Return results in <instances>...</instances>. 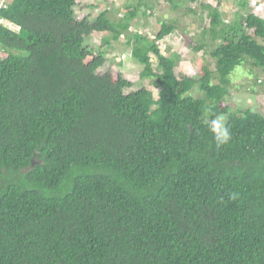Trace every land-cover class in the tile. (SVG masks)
<instances>
[{
    "label": "trees",
    "instance_id": "16d2710c",
    "mask_svg": "<svg viewBox=\"0 0 264 264\" xmlns=\"http://www.w3.org/2000/svg\"><path fill=\"white\" fill-rule=\"evenodd\" d=\"M83 1L7 0L0 13L18 27L0 24V264H264V114L227 101L238 66L264 73V18L247 0L231 21L201 4L214 70L203 53L198 77H178L179 53L159 45L176 20L150 39L132 31L149 0L118 21L77 16ZM94 33L107 47L124 36L157 96L101 74ZM218 115L231 132L219 148L206 123Z\"/></svg>",
    "mask_w": 264,
    "mask_h": 264
},
{
    "label": "rangeland",
    "instance_id": "374dc122",
    "mask_svg": "<svg viewBox=\"0 0 264 264\" xmlns=\"http://www.w3.org/2000/svg\"><path fill=\"white\" fill-rule=\"evenodd\" d=\"M177 8L165 0H149L151 4V14L140 12L139 16L133 22L132 31L139 32L144 36L154 37L161 21L176 20L179 25L177 32L164 38L159 42L162 52L171 56L177 52L180 55V61L176 67L178 77L188 75L190 77H198L199 70L195 61L197 55L205 53L207 64L210 69L214 70V59L209 54L210 50L216 46V42L212 41L210 35H203L204 27L208 24L207 12L203 10L201 4H215L221 2L226 10V19L233 20L236 14V0H197L196 4H191L188 0H176ZM137 0H84L75 8L77 16L90 15L92 19L104 10L109 9L111 19L116 21L124 16L126 7H133ZM192 5L194 7H192ZM144 8H142L143 10ZM189 9H195L196 13L189 12ZM12 28H17L12 26ZM18 29H14L17 31ZM249 33H253L249 30ZM104 33H94L87 40V45L93 49L100 47L107 52V61L100 69V73L104 74L112 72L115 76L119 73L133 83V87L126 92L138 90L146 87L151 90L154 96H157L159 88L155 86L153 79H143L140 74L143 69L131 57V48L126 45V38L122 36L119 41L114 42L112 47L104 44ZM205 44L203 50L195 52L194 47ZM155 64V62H154ZM155 66V65H154ZM231 85L229 86L228 103L234 110L252 109L264 114V73L253 67L249 62L238 66L230 75ZM194 97H203V93L197 90L192 92Z\"/></svg>",
    "mask_w": 264,
    "mask_h": 264
},
{
    "label": "clouds",
    "instance_id": "9594fccd",
    "mask_svg": "<svg viewBox=\"0 0 264 264\" xmlns=\"http://www.w3.org/2000/svg\"><path fill=\"white\" fill-rule=\"evenodd\" d=\"M4 26L8 27L13 31L14 29H18V27L15 24L12 25L14 27H17L14 29L12 27H9L8 25H4ZM206 123H208L209 130L213 133V137L217 148L227 145L229 143V141L231 140V132H230V128L226 123V117L224 115H218L216 118ZM230 198L235 199L236 194L233 193Z\"/></svg>",
    "mask_w": 264,
    "mask_h": 264
},
{
    "label": "built area",
    "instance_id": "2783aa9c",
    "mask_svg": "<svg viewBox=\"0 0 264 264\" xmlns=\"http://www.w3.org/2000/svg\"><path fill=\"white\" fill-rule=\"evenodd\" d=\"M249 3V6L251 8V11L259 16L264 18V0H247ZM7 8V0H0V13L3 9ZM0 24L8 25L9 27H12V23L8 22L4 18L0 16ZM4 55L1 46H0V57Z\"/></svg>",
    "mask_w": 264,
    "mask_h": 264
},
{
    "label": "crops",
    "instance_id": "0c3cea01",
    "mask_svg": "<svg viewBox=\"0 0 264 264\" xmlns=\"http://www.w3.org/2000/svg\"><path fill=\"white\" fill-rule=\"evenodd\" d=\"M207 3H209V2H207ZM215 3H217V2L215 1ZM232 5L234 6L233 8H235V11L237 12V9H238L237 3H235V5L234 4H232ZM220 10L225 14L227 9L226 8L224 9L223 4H221ZM225 18H226V14H225ZM226 21H231V20L227 19Z\"/></svg>",
    "mask_w": 264,
    "mask_h": 264
}]
</instances>
